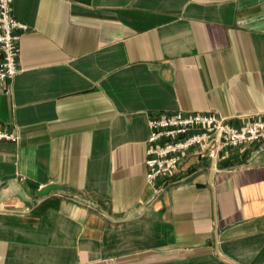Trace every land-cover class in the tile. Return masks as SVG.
<instances>
[{
    "label": "crops",
    "instance_id": "0c3cea01",
    "mask_svg": "<svg viewBox=\"0 0 264 264\" xmlns=\"http://www.w3.org/2000/svg\"><path fill=\"white\" fill-rule=\"evenodd\" d=\"M0 264H264V141L147 180L149 120H264V0H13ZM51 184L61 186L41 198ZM158 189L161 191L158 192Z\"/></svg>",
    "mask_w": 264,
    "mask_h": 264
},
{
    "label": "built area",
    "instance_id": "2783aa9c",
    "mask_svg": "<svg viewBox=\"0 0 264 264\" xmlns=\"http://www.w3.org/2000/svg\"><path fill=\"white\" fill-rule=\"evenodd\" d=\"M29 26L13 12V0H0V91L19 72L20 41ZM147 180L168 184L190 155L216 163L228 149H241L264 141V120L234 126L214 113L161 112L149 120ZM0 141L17 142L14 134L0 131ZM161 191L158 189V192Z\"/></svg>",
    "mask_w": 264,
    "mask_h": 264
},
{
    "label": "water",
    "instance_id": "95a60500",
    "mask_svg": "<svg viewBox=\"0 0 264 264\" xmlns=\"http://www.w3.org/2000/svg\"><path fill=\"white\" fill-rule=\"evenodd\" d=\"M61 186L56 185V184H51L49 186H46L39 192V197L44 198L48 196L52 191L60 190Z\"/></svg>",
    "mask_w": 264,
    "mask_h": 264
}]
</instances>
